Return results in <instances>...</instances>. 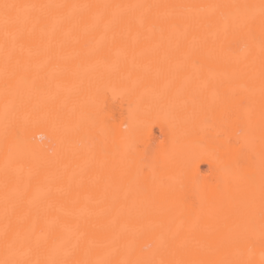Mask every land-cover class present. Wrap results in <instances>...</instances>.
Wrapping results in <instances>:
<instances>
[{
    "label": "bare ground",
    "instance_id": "obj_1",
    "mask_svg": "<svg viewBox=\"0 0 264 264\" xmlns=\"http://www.w3.org/2000/svg\"><path fill=\"white\" fill-rule=\"evenodd\" d=\"M0 264H264V0H0Z\"/></svg>",
    "mask_w": 264,
    "mask_h": 264
}]
</instances>
